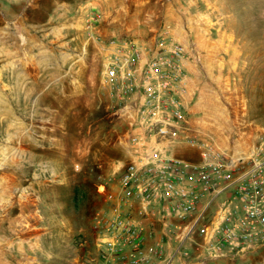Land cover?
<instances>
[{"label":"rangeland","instance_id":"obj_1","mask_svg":"<svg viewBox=\"0 0 264 264\" xmlns=\"http://www.w3.org/2000/svg\"><path fill=\"white\" fill-rule=\"evenodd\" d=\"M198 1L202 11L232 10L242 51L235 75L246 87L237 94L264 116V0ZM189 5L0 0V172L14 173L24 185L34 180L43 196L58 243L44 264H116L103 258L96 224L113 207L118 172L130 153L127 128L104 86L102 48L112 39L172 27L170 17ZM228 262L264 264V249Z\"/></svg>","mask_w":264,"mask_h":264},{"label":"built area","instance_id":"obj_2","mask_svg":"<svg viewBox=\"0 0 264 264\" xmlns=\"http://www.w3.org/2000/svg\"><path fill=\"white\" fill-rule=\"evenodd\" d=\"M169 34L163 28L148 50L117 39L102 48L104 86L127 128L130 161L118 172L111 211L97 219L98 246L123 264L244 260L264 249V136L247 152H229L192 127L184 111L190 54ZM183 144L199 150L198 162L173 154ZM150 244L179 247L172 256Z\"/></svg>","mask_w":264,"mask_h":264},{"label":"crops","instance_id":"obj_3","mask_svg":"<svg viewBox=\"0 0 264 264\" xmlns=\"http://www.w3.org/2000/svg\"><path fill=\"white\" fill-rule=\"evenodd\" d=\"M189 2L180 14L170 17L173 26L164 27L170 28L168 40L183 44L190 54L184 62L189 91L185 114L195 130L213 133L225 150L247 152L264 136V116L253 113L248 99L237 94V90L246 87L235 75L242 51L232 29V10L220 15L215 6L202 11L198 0ZM153 30L150 35L141 31L138 38L132 39L148 50L162 32V28ZM196 54L200 63L191 59ZM173 154L190 162L200 160L199 150L188 144L175 147ZM42 199L34 180L24 185L14 173L0 172V264H44L54 255L52 247L58 243L54 244L51 221ZM150 245H162L172 256L179 247V244ZM172 264L184 262L176 256Z\"/></svg>","mask_w":264,"mask_h":264}]
</instances>
